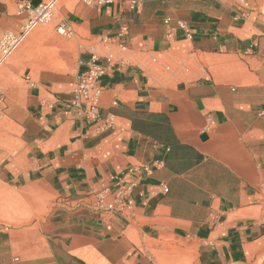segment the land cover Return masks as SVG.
<instances>
[{
  "label": "crops",
  "instance_id": "obj_1",
  "mask_svg": "<svg viewBox=\"0 0 264 264\" xmlns=\"http://www.w3.org/2000/svg\"><path fill=\"white\" fill-rule=\"evenodd\" d=\"M46 2L0 0V38ZM55 18L64 40L28 48L37 30L0 67V264H264V0H58ZM93 54L97 121L70 106ZM142 166L123 214L76 207Z\"/></svg>",
  "mask_w": 264,
  "mask_h": 264
},
{
  "label": "built area",
  "instance_id": "obj_2",
  "mask_svg": "<svg viewBox=\"0 0 264 264\" xmlns=\"http://www.w3.org/2000/svg\"><path fill=\"white\" fill-rule=\"evenodd\" d=\"M58 0H51L47 3L33 8L30 4H25L20 7L19 12H27L28 18L18 33L8 32L0 38V67L8 60V58L16 51L24 42L27 36L41 23L48 22L53 16V9ZM87 6H100L112 2V0H80ZM132 5L137 4V0H131ZM58 33L63 36H68L70 32L59 27ZM107 67L99 63V57L95 54L87 63V69L77 76L76 86L74 89V97L70 104L71 107L79 109L91 121L100 119L99 104L103 94L102 78L106 75ZM85 105V107H83ZM84 108V109H83ZM83 110V111H82ZM113 126L111 119L104 121L100 127L101 130H110ZM162 163H158L161 165ZM153 168L151 166L132 167L126 170L121 176L115 178L117 180V188L111 190L105 188L99 193L93 194L95 202L90 203L82 201L77 204V208L88 206L99 215H109L113 213L123 214L129 205L125 204V199L130 196L133 189L136 187V177L139 175H151ZM167 192L168 190L165 189ZM110 198V200H109Z\"/></svg>",
  "mask_w": 264,
  "mask_h": 264
},
{
  "label": "rangeland",
  "instance_id": "obj_3",
  "mask_svg": "<svg viewBox=\"0 0 264 264\" xmlns=\"http://www.w3.org/2000/svg\"><path fill=\"white\" fill-rule=\"evenodd\" d=\"M51 0H47V2H49ZM46 2V3H47ZM58 24V21L56 20L55 18V6H54V9H53V16L52 18L46 22V23H41L39 24L31 33L30 35L32 36V34L39 30L41 31V35L39 37H37L35 39L34 42H32L29 46H33L35 43H37V41L41 40L42 38H46L47 36V39H49V41L51 40L53 43H56L55 46H57V42H59V40H64L63 38H66L62 35H60L57 31H56V25ZM49 35V36H48ZM29 36V35H28ZM30 36V37H31ZM29 37V38H30ZM28 39H26L27 41ZM25 42V41H24ZM23 45V43H22ZM20 45V47L22 46ZM19 47V48H20ZM53 47V46H52ZM19 48L17 50H19ZM16 50V51H17ZM53 48L51 49V47L48 45H41L39 44L38 46H36L35 48V54H39V55H50L51 57H58V54L56 52H52ZM14 51V53L16 52ZM45 57V56H44ZM194 61H189V63H186V62H180V64H178L177 66V69H181V71L184 72V70L189 66V65H192ZM170 65V64H169ZM169 72H174L173 70H168L167 74L169 75ZM0 130L4 132L3 135L0 134V145H4L6 146L7 144V141H6V134L5 133H8L10 132V126L7 125L6 121L4 120H0ZM47 204V203H46ZM48 205V204H47ZM53 206V205H52ZM52 206L50 205V208H52ZM6 209H8V206L6 205H0V211H4L6 212ZM12 223H16V221L12 220Z\"/></svg>",
  "mask_w": 264,
  "mask_h": 264
},
{
  "label": "bare ground",
  "instance_id": "obj_4",
  "mask_svg": "<svg viewBox=\"0 0 264 264\" xmlns=\"http://www.w3.org/2000/svg\"><path fill=\"white\" fill-rule=\"evenodd\" d=\"M41 35V34H40Z\"/></svg>",
  "mask_w": 264,
  "mask_h": 264
}]
</instances>
